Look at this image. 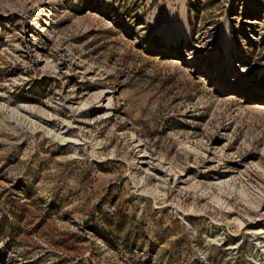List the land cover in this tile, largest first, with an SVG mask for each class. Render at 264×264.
Listing matches in <instances>:
<instances>
[{"label":"rangeland","instance_id":"374dc122","mask_svg":"<svg viewBox=\"0 0 264 264\" xmlns=\"http://www.w3.org/2000/svg\"><path fill=\"white\" fill-rule=\"evenodd\" d=\"M0 264H264V0H0Z\"/></svg>","mask_w":264,"mask_h":264}]
</instances>
